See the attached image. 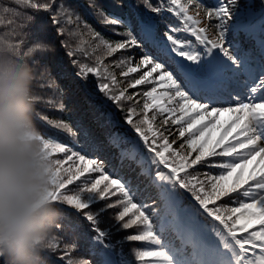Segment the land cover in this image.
<instances>
[{
    "label": "snow or ice",
    "instance_id": "1",
    "mask_svg": "<svg viewBox=\"0 0 264 264\" xmlns=\"http://www.w3.org/2000/svg\"><path fill=\"white\" fill-rule=\"evenodd\" d=\"M120 2L112 0V11L106 13L103 4L89 0L103 24L122 29H112L122 37L115 41L83 23L70 0H10L16 8L0 7V13L12 16L7 25L19 24L29 40L27 47L24 40L4 42L35 64L51 45L41 39L33 12L49 13L57 35L68 37L61 43L75 58L76 75L85 81L94 75L104 105L112 102L123 113L122 122L107 113L124 131L103 140L83 129L82 142L66 145L39 130L54 163L53 198L62 201L63 209L51 264H264V0L258 26L254 13L238 0H215L208 7L201 0H144L160 21L139 11L125 13L117 7ZM193 6L203 9L214 36L199 26V11L197 17L189 14ZM165 12L179 23H167L161 32ZM84 30L98 41L89 43L92 52L103 48L106 56L119 57L110 65L97 57L89 65L83 41L71 43ZM180 33L195 42L181 39ZM229 33L235 38L243 33L253 46L245 48ZM113 65L124 78L142 66L149 70L119 81L110 70ZM42 71L50 75L47 65ZM157 82L164 90L160 95ZM146 84L150 90L128 92ZM36 119L52 123L38 112ZM55 126L77 136L66 122ZM172 126H177L174 132ZM98 153L111 156L105 160ZM84 225L91 233L88 258H80L77 236ZM133 227L135 234L124 239L146 246L134 248L130 259L123 240L113 239V229L118 233Z\"/></svg>",
    "mask_w": 264,
    "mask_h": 264
},
{
    "label": "clouds",
    "instance_id": "2",
    "mask_svg": "<svg viewBox=\"0 0 264 264\" xmlns=\"http://www.w3.org/2000/svg\"><path fill=\"white\" fill-rule=\"evenodd\" d=\"M38 78L30 56L0 41V264H51L63 218L36 124Z\"/></svg>",
    "mask_w": 264,
    "mask_h": 264
},
{
    "label": "trees",
    "instance_id": "3",
    "mask_svg": "<svg viewBox=\"0 0 264 264\" xmlns=\"http://www.w3.org/2000/svg\"><path fill=\"white\" fill-rule=\"evenodd\" d=\"M70 2L75 6L77 13L81 16L82 22L90 25L94 31L100 32L106 39H109L110 41L122 39V37L115 36L112 32V29L114 28L117 31H120L122 29H120L118 26L103 24L101 22V19L96 16V9L89 6V0H70ZM155 2L156 0H153V3ZM214 2L215 0H201V3L206 7L212 6ZM97 3L103 4L105 6L104 11L106 13H110L112 11L110 7L112 0H97ZM238 3L242 8L247 6V8L254 13L253 23L258 26V15L262 7V0H238ZM0 7L16 8L17 6L10 3V0H0ZM117 7L123 9L125 13L129 11H139L142 14L154 16L157 21H160V15L151 13L150 10L145 7L144 0H122V2L117 4ZM18 10L21 12L33 11L24 8H18ZM197 11H199L200 14L201 12H203V9L197 10L195 6H193L192 8H190L189 14L196 17ZM33 14L37 15L38 18V22L40 25L39 34L41 39L44 42L50 44L51 48L54 49L49 50L45 56L36 58L37 60H39V63L36 64L39 77L37 83V95L41 98L40 101L37 102V112L47 116L48 119L52 122L48 123L47 121L36 119L38 129L46 136L51 137L58 142H63L66 145H71L74 140L78 143L82 142L84 139L83 135L81 134L83 129L90 130V132H92L97 138L101 140L105 139L108 134H123L124 128L117 126L114 122H110L107 115L109 111H112L115 114L114 119L122 122L123 113L116 109L114 103L112 102H109L108 106L104 105V101L100 98L102 94L96 93V77L92 74H89L88 80L85 81L76 75L77 68L72 63L75 58L67 55L68 49H65L61 43L63 40L68 39V37L57 35V26L51 23L49 13L40 11L39 13L33 12ZM163 15L166 19L162 23H160L161 32L164 30L167 23H179V21L173 16V14L165 12ZM9 18H12L11 14L0 13V19L4 21V24L0 26V41L4 42L24 40V46L27 47L29 43V40L25 35V32L27 30L21 28L19 24L8 26L7 20ZM18 19H20V21L22 22L23 18ZM212 23H214V21H212ZM207 25H209V23ZM213 30L215 31L214 28ZM178 35L181 39H191L194 42L193 37L190 35L184 33H180ZM229 38L233 39L234 42L241 43L245 48H250L253 46V43L249 41L243 33H241L238 38L233 37V34L229 33ZM81 41H83L82 44ZM71 43L73 44V46H75L76 44H81L83 48L87 49L89 57L86 58V62L89 65H94L96 58L101 56L104 58L103 63L105 65H110L111 62L117 59L120 55V53H115L113 54V56H106V50L103 48L92 52V49L89 47V43H98V41H93L86 30L83 31L82 36L73 37ZM146 50L154 51L150 48ZM78 55L81 56V58H84L83 54L78 53ZM176 59L180 58L177 57ZM42 65H47V68L50 70V75L42 71ZM110 70L116 74L117 80L124 81L125 79H130L133 76L138 78L142 72L149 69L142 66L139 72L131 73L129 78H124L123 76H121V69L115 67L114 65L111 66ZM156 75V73L153 74V76ZM49 84L51 85V87H48ZM150 87L151 86L147 84L138 85L136 89L129 88L128 92L134 93L137 90H142L144 88H148L150 90ZM163 91L164 90L159 87V82H157V95L162 94ZM136 98L141 99L140 97ZM48 101H51V103H48ZM60 103H63L65 106L63 110L59 108ZM141 103H143V100H141ZM60 121L72 125L74 130L77 131V136L75 138H72L61 128L56 127L55 125ZM158 123L159 117L157 119V124ZM125 127L127 126L125 125ZM176 127L177 126H172L173 132L175 131ZM171 138L172 137H170V139ZM179 142L180 140H177V143ZM57 155L61 157L63 156V154ZM98 155H100L101 158L105 160H109L111 153H98ZM193 155H195V153H193ZM110 163L115 162L110 161ZM118 174L123 175L124 173L118 172ZM138 195L142 196V192ZM112 199L115 200L116 197H112ZM147 202L151 203V201ZM218 203H223V201H220ZM120 210H122V208L109 209L108 213L111 214ZM126 219H128V217H126ZM113 232L114 240H123V251L127 258L134 259V248L146 246L145 242H129L124 239L127 234H135L136 227L126 230L122 229L118 233L113 229ZM64 234H67V232H65ZM90 235L91 233L88 232L87 226H81L77 234L82 253V257L80 258L89 257L90 242L88 240V237ZM93 259H95V257H93Z\"/></svg>",
    "mask_w": 264,
    "mask_h": 264
},
{
    "label": "rangeland",
    "instance_id": "4",
    "mask_svg": "<svg viewBox=\"0 0 264 264\" xmlns=\"http://www.w3.org/2000/svg\"><path fill=\"white\" fill-rule=\"evenodd\" d=\"M196 17H197V15H196ZM198 19H200L201 20V24L199 25L200 27H202V26H206L208 23H209V21H207L206 19H205V17H204V13L203 14H199V16L197 17ZM214 32H213V29L211 28V27H209L208 28V35L209 36H214Z\"/></svg>",
    "mask_w": 264,
    "mask_h": 264
}]
</instances>
